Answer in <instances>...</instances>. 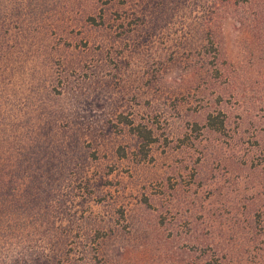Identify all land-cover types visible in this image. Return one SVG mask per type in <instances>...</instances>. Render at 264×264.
<instances>
[{
    "label": "rangeland",
    "instance_id": "rangeland-1",
    "mask_svg": "<svg viewBox=\"0 0 264 264\" xmlns=\"http://www.w3.org/2000/svg\"><path fill=\"white\" fill-rule=\"evenodd\" d=\"M55 2L0 52V174L14 178L12 158L43 144L57 115L55 142L83 141L54 142L53 191L70 194L42 264H264L263 0L209 22L196 0ZM99 9L104 26L87 20L100 23ZM248 9L262 11L259 28ZM120 113L155 131L146 157ZM43 211L38 230L24 229L28 214L15 232L30 245L51 228Z\"/></svg>",
    "mask_w": 264,
    "mask_h": 264
},
{
    "label": "trees",
    "instance_id": "trees-1",
    "mask_svg": "<svg viewBox=\"0 0 264 264\" xmlns=\"http://www.w3.org/2000/svg\"><path fill=\"white\" fill-rule=\"evenodd\" d=\"M56 0H0V52L8 48L11 40H13L14 34L17 38H26L31 32L30 28L26 26V22L23 17L39 20L45 14L55 12L59 2ZM243 1V2H242ZM257 0H196V4H200L206 12L203 21L209 22L212 15H220L227 12L228 9H232L244 4H248L253 7V4ZM264 2V0H263ZM56 3V5H55ZM256 4V3H255ZM55 5V6H54ZM54 6V7H53ZM27 8V9H26ZM25 11H21V10ZM100 23H97L94 16L87 17V20L92 25H103L105 24L104 10L99 9ZM253 9H248V13H244L246 23L249 21L253 22L257 28L261 22V14L252 12ZM22 16V18H21ZM244 22V20H243ZM21 27V28H19ZM26 36V37H24ZM118 119L126 126L132 128L135 136L140 140V149L144 157L148 155L150 147L157 142V136L152 127L145 124H138L129 119V116H125L120 113ZM85 119H80L79 124ZM61 122V117L58 115L55 119L49 122V127L45 130L43 144L34 143L30 144L26 150L27 142L24 144L25 148L19 154H16L12 158L13 164L16 168V174L11 179L5 172L0 174V264H42L43 259L47 263L52 256L51 253L55 252L57 246L55 242L60 243L59 233L57 232V222H63L59 206H61V198L67 191L70 194V187L62 192L56 193L53 191L56 186L61 185L63 175L61 172L55 171V163L51 161V156L56 151L54 146L55 135L57 133V127ZM207 127L215 132H222L225 127L224 120L221 119L220 115L210 114L207 118ZM103 125L98 126L90 134H99L103 132L99 130ZM71 132H64L60 135L61 139L55 142V145L62 144L66 147H72L73 150L83 145L81 137L73 138ZM48 142V143H47ZM23 143V139H22ZM21 143V146H22ZM47 143V144H46ZM44 145V146H43ZM76 151V150H75ZM141 153V154H142ZM119 156L126 157L125 151L119 149ZM41 163V167H39ZM1 165V161H0ZM24 166V167H23ZM75 168V166H74ZM68 169V168H67ZM71 171L73 170L70 168ZM61 182V183H60ZM33 204L34 207H29ZM47 207L50 211L49 215L45 218L42 225L51 226L50 230L46 228L45 235L41 236V233L34 231L35 242L29 244V236L26 238L21 237L16 231H21L24 224L22 222L23 216L30 214L31 222L24 224V229L28 230L30 224L34 225L37 230L40 227L41 217L46 215L43 209ZM9 210H12V215L17 216L19 220H9ZM8 216V218H7ZM61 222V223H62ZM57 225V226H61ZM61 238V237H60ZM33 245V246H32ZM48 247V248H47ZM42 261V262H41Z\"/></svg>",
    "mask_w": 264,
    "mask_h": 264
}]
</instances>
